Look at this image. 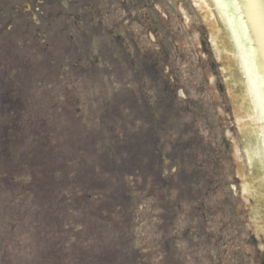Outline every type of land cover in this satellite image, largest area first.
I'll use <instances>...</instances> for the list:
<instances>
[{"label":"rangeland","instance_id":"obj_1","mask_svg":"<svg viewBox=\"0 0 264 264\" xmlns=\"http://www.w3.org/2000/svg\"><path fill=\"white\" fill-rule=\"evenodd\" d=\"M22 1L20 0V5ZM61 1L62 4H66V0ZM80 2L86 3L87 6L88 3L98 5L96 6L98 13L101 11L100 8L102 10L111 8L109 0H81ZM12 4H15V1ZM12 4L7 1L6 9L0 13V16L4 15L0 26L6 22L10 12L14 16V22L17 21L15 17L19 11L15 9L10 11ZM50 7L55 8L54 5H50ZM56 9H53V12H56ZM77 9L79 12L83 11L82 6H77ZM150 9L151 6L141 7V13L144 11L149 12ZM160 9V14L164 17V10ZM165 9L167 13L170 12L173 15H175L177 9L176 16H178L177 18L175 16L174 20L180 24L187 26L189 21L192 20L196 21L197 25L202 23L205 28L202 31L204 34L201 33V35L200 31L193 28L188 29L183 26L179 29L181 47L187 52L188 58H184L188 62H179L181 67L177 76L181 87L182 85L186 87L192 85L189 88L187 87L186 91L189 94L191 93V101L195 103H192L191 107L189 104L184 106L187 109L195 108L194 113L198 115L196 120L198 126L195 122H190L187 119L186 128L184 129L185 134L181 133L179 137L174 138L168 135V137L163 136L160 140L158 138L155 140V136H152L154 132H163L166 129L168 134L174 132L173 129H168L167 124L164 122L168 121L169 117L166 108H161L162 106L159 104L161 98H166L167 94L159 87L158 90L153 91L155 97L152 96L149 103L150 107H147L145 97L138 99L144 109L154 110L159 115L158 120H153L155 121L154 124L151 123L143 128L136 124V121L141 119L144 112L139 108H134L131 110V115L140 118L135 121L134 126L132 123L125 125L126 122L115 124L113 126L115 127V138L111 140L109 121L105 123L97 122L102 127L98 128L94 137L91 135L93 138L89 141L90 143H86V148H80L81 152L84 153L81 163L76 160V152L80 151H72V148H76L79 143L68 139L65 149L67 155L63 165L64 167H70V169L71 166L76 169L81 167V177L83 179L79 178L78 172L77 176H71V182L79 193L77 197L79 201L74 202L72 197L75 196L73 195H65L62 198L63 200H60L61 210L64 212V224L60 219L56 220L60 216L56 209L51 208L49 199H47V203L40 205L41 202H37L36 198L30 194L33 199L32 202L25 199L18 200L16 205L10 208L11 205L7 203L8 194L5 196L6 199H1L0 193V264H54L51 263L52 260H49L50 263H48L47 255L50 253L45 252L48 249L47 244L66 250L64 252L66 256L62 258V264H75L79 255L77 252H80V254L85 252L87 260L93 262V264H178L177 262H182V264H264L263 143L213 0H179L178 4H167ZM39 14H41V11L37 12V15ZM82 15L83 20L90 18L89 8ZM35 16L36 14L30 20L35 19ZM61 19L59 16L55 21H51V28L49 27V33L47 34L50 40L48 42L45 39L46 42L41 46L38 43L36 45L32 44L29 39L20 41L16 38V31H20V28H14L15 24L8 28L5 35L4 33L0 34V49H3V57L0 55V64L5 63L4 66L15 68L21 66L24 62L27 63L24 50L20 52L15 46V43L22 44L25 51L28 49L30 58L33 59H30V62L33 63L32 69L39 75L46 71L51 86L55 83V78L53 75L49 76V70L53 72L54 69H57L59 73L67 74L68 72L71 73L75 66L81 64L83 69L79 73L81 78L78 76L77 82L82 86L81 91L84 89L88 94L90 93L88 89L91 90V84L87 83L89 80L95 84L98 91L102 84L106 85L105 78L103 77L100 81H97L95 78H91L89 74L91 67L97 66L100 68L104 66V61L107 60L104 53L107 52L106 42L108 40L95 39L91 32H87V37L78 34L76 25L78 19L74 13L71 14L70 28L66 27V29L68 28L67 31L61 29L64 25ZM102 19H106V16H103ZM86 24L89 25L90 22ZM26 26L25 24L24 27ZM28 28L29 32H24L30 37V34L36 32L34 30L36 26L29 25ZM47 28L48 21L40 20L38 29L46 31ZM59 28L60 30H58ZM56 31L58 32L55 33ZM12 32L15 34L13 35ZM71 35H74L76 39ZM200 36L205 40L204 47L209 52L210 58L214 59L220 67V73L215 78L211 76L212 74H207L209 82L203 80L201 76L202 69H198L197 56L201 53V59L205 60V54L201 51L202 45L199 43ZM83 38L89 41L85 45L82 43ZM49 44H52L50 48L48 47ZM90 47L93 48L90 50ZM4 50H7V52L4 53ZM83 50L86 52L84 55ZM10 51H13V54L16 55L15 58L10 54ZM43 56L46 58L45 63H42ZM92 58L98 59V62L94 60L90 64ZM190 60L193 62L194 67L193 65L188 66ZM64 63L66 67L62 69ZM28 64L30 63L28 62ZM187 68L190 69L189 72ZM187 76L186 85L185 80L180 79H185ZM73 79H75L74 76H69L68 81L63 82L62 80V82L64 84L76 83V79L75 81ZM172 79L174 78L172 77ZM99 83L100 85L97 87ZM56 84L60 87V90H63V86L59 84V81H56ZM34 87L36 89L32 88L34 94L32 100L33 111L36 113L43 111L45 116L48 111L45 106L55 100L53 98L54 94L57 99V92L38 97L39 89L36 86ZM202 90L204 93H202ZM82 94H85V92ZM82 94H80L82 102L80 107L87 108L90 99ZM97 94L99 93L97 92ZM29 95H31V92H29ZM224 96L227 98V102L223 105L222 101L224 99L222 97ZM90 98L92 97L90 96ZM94 99L96 100L95 94ZM99 100L102 105L101 108H105V103L101 98ZM209 104L213 106L211 107ZM124 110V107H118L119 116L123 115ZM222 113L226 114L219 116L223 118V121H221L222 126H220L218 115ZM204 114L210 116L209 124L214 127L215 134L212 140H215L218 146H222V150L215 156H212L213 152L203 155L204 157L201 156V163L203 162L210 169H213L218 181L223 182L225 186L216 187L214 193L209 191L207 193V195L209 194L208 197H205L203 188L199 189V193V190H193L192 185L188 186L189 190L192 191L189 196L192 200L191 202L185 201L184 208L190 210L192 207H200L201 201L208 200L205 204L208 209L197 208L195 210L200 213L198 219L191 220L188 227L189 235L178 236L177 250L174 248V244L170 242L171 231L168 226L167 228L165 226V230L169 231L167 233L169 236H164V231L157 234L152 217H150L149 225L147 219L143 218L146 216V210H148L149 215L152 212H159L161 208L158 205L152 207L146 200L145 203L137 202L140 198L148 197L139 194V192H142L143 187L151 190H156L157 185L171 187L172 182L169 178H160L156 175L158 169L163 167L166 162H168V165L165 169L169 173L175 174L172 187L188 184L191 176L195 178V173H193L195 170L194 164L188 155L189 151H192V147L198 149L199 146L190 144L193 143L191 136L194 133V128L192 129L189 125L193 124V127L197 129V133H203ZM202 115L203 118L201 119ZM82 116L84 115L82 114ZM85 116L95 117L88 109L85 111ZM94 121L96 120L94 119ZM180 125L181 123L178 122V127ZM135 126L141 128L140 130L145 133L146 141L140 142L144 144V149L148 151V155L154 151L156 152L150 156L140 155L137 161H135L134 156L138 152L135 154L130 150L136 148V146H127L129 150L124 151H120L116 146L115 148L113 146L114 143L121 142L118 132L125 128L131 131L132 127ZM48 128L49 131H52L51 123ZM71 128L75 127L71 126ZM80 129L84 131L82 127ZM65 131L71 132L70 129ZM77 134L85 133L77 132ZM181 141L185 145L187 143L188 146L180 147ZM207 141H210V139ZM225 141L229 143L228 151L226 149L227 145L223 147ZM94 144L97 146V153L93 149ZM7 149L13 153L11 148L7 147ZM200 152L198 151L197 155ZM107 158L111 161L110 163L115 159L123 165L114 166L116 168L114 169L107 164ZM216 159L221 160L220 164H215ZM173 161L178 163V167L177 170L173 169L172 171ZM13 162L15 163V161ZM132 166L138 169V175L133 168H130ZM104 167L107 168L106 171H104ZM67 170L69 169L67 168ZM138 176L139 178L143 176L148 179L154 177L156 180L153 179L151 182L146 180L145 183L137 185L131 181V178H137ZM68 179L70 178L66 176V182ZM93 180L95 181L94 186L90 185ZM192 181L199 183L196 178ZM65 184L68 183L60 186L66 187ZM100 184H102V187H100ZM210 184L211 187H214L216 182ZM69 187L72 188L70 185ZM168 187H163L161 191L165 193ZM173 192L175 193L174 189ZM126 193L132 194L131 199L125 197ZM165 206L167 207V205ZM239 213L242 214L241 217L238 216ZM45 215L54 218L49 222V224L51 223L49 226L51 229L53 223V227L56 229L54 233L49 235L42 234L43 232L45 234L47 227L46 222L42 220ZM10 217L14 218V225H7L10 222ZM178 223L180 224V222ZM225 224L229 226H225ZM182 229L184 230V228ZM138 251H141L143 255L149 254V258L143 261L142 258L137 257ZM56 258V260H61L59 252L56 253Z\"/></svg>","mask_w":264,"mask_h":264},{"label":"flooded vegetation","instance_id":"obj_2","mask_svg":"<svg viewBox=\"0 0 264 264\" xmlns=\"http://www.w3.org/2000/svg\"><path fill=\"white\" fill-rule=\"evenodd\" d=\"M7 1L11 4L15 1V4H12L10 7V11L15 9L19 11V13L15 17L17 18V21L15 22L12 13H8V19L0 26V34L4 33L5 35L8 28L15 24L14 28H20V31H16V38L20 41L26 38L29 39V41L31 40L32 44L36 45L38 43L39 46H41V44L46 42L45 39L48 42L50 40L47 34L49 33L48 30L51 26V21H55L60 16L62 18L61 22L64 23L61 29H66V27L70 28V17L71 14L74 13L78 19L76 21L78 34L82 37H87V32H91L95 39L101 41L105 39L108 40L106 42L107 52L104 53L107 60L104 61V66H101L100 68L97 66L91 67L89 74L91 78H95L97 81H100V79L104 77L106 85L104 86V84H102L99 87V83L97 85V87H99L97 91L95 84L92 83L91 80L87 81V83L91 84V90L87 87L90 91L89 94L84 89L81 91L82 86L77 84L78 76L81 78V74L79 73L83 69L81 64L75 66L71 73L68 72L67 74H62L63 72L59 73L57 69H54L53 72L49 70V76L51 77L53 75L55 78V83L51 86L48 82L46 71L39 75L32 69L31 66L33 63L30 62V59H33L30 58L28 49L25 51L22 44L19 45L18 43H15L16 49L20 52H23L24 50L26 60L31 65L28 64V62H24L21 66L14 68L12 66H4L6 65L5 63L0 64L1 199H6L5 196L8 194L9 199L7 203L8 205H11L9 206L10 208H13L18 200L25 199L33 201L30 194L36 198L37 202H41L40 205L47 203L46 201L49 199L51 208L56 209L60 216L57 217L56 220L60 219L64 223V212L61 210L60 200H63L62 198H64L65 195H73L75 196L72 197L74 202H76V200L79 201V198H77L79 193L71 182V176H77L78 172L79 178L83 179V177H81V167L76 169L71 166L70 169V167H64L63 165V161L66 159L65 156L67 155L65 149L68 139L72 142L77 141L79 143L76 148H72V151H80L76 152V160L81 163L83 161L82 157L84 153L81 152L82 150L80 148H86V143H90L89 141L95 136L98 128L102 127L100 124L98 125L97 122L105 123L109 121L111 140L115 138V127H113L115 124L126 122L125 125L132 123L134 126L135 121L140 118H135L134 115H131V110L134 108H139L144 112V114L141 113V119L139 120L140 124L138 120L136 121V124L142 128L151 123L154 124L155 121L153 120H158L159 115L156 114L157 112L154 110L144 109L138 99L140 97H145L147 107H150L149 103L152 96H154L153 91L158 90L159 87L165 91V94H167L166 98H161V103L159 104L162 106L161 108H166L169 117L168 121L164 122L167 124V128L171 130L173 129L174 132L172 131L171 134H168L166 129L163 130V132H154V135L152 136H155V140L156 138L160 140L163 136L168 137V135H171L173 138L176 136L179 137L181 135L180 131H183L180 126H186L185 123L187 121H183L178 127V114L179 110L188 113L190 108H185L188 102H185L181 106L177 104V91L179 88L186 91L187 87L189 88L192 86L187 85L188 77H186L182 80H185L187 87L184 85L181 87L179 77L177 76V73L180 71L179 62H188V60H185L184 58H188L187 52L185 49L181 48V42L179 39V36L181 35L179 29L185 25L174 20L177 9L174 13L175 15L170 12L167 13L165 9L167 4H178L179 0H109L111 8L104 10L100 8V13H98V8L96 7L98 5L88 3L87 6L86 3L80 2L81 0H66V4H62L61 0H23L21 5L20 0H0V13L6 9ZM50 5H54L55 8H51ZM143 5L147 7L151 6L149 12L144 11L141 13V7H144ZM77 6H82L83 11L79 12ZM87 8H89L90 18L83 20L82 13L85 12ZM160 8L164 10V17L160 14ZM53 9H56V12H53ZM38 11H41V14L37 15ZM34 14H36L35 19L33 18V20H30ZM3 16L4 15L0 16V24L3 22ZM103 16H106V19L103 20ZM39 19L41 21L43 19L48 21V28L46 31L38 29V26H40ZM88 22H90L89 25L86 24ZM25 24L27 25L26 27H24ZM29 25L36 26L34 30L37 32L30 34V37L26 34V32H29ZM185 27L188 29H197L200 31L201 35L202 30L200 29L204 26L202 23L197 25L196 21L190 20L189 24ZM58 30H60V28ZM57 32L58 31L55 33ZM12 34L14 35L15 33L12 32ZM38 36H40V38H38ZM71 37L76 39L74 35H71ZM87 42L89 41L84 38L82 39L83 45L87 44ZM199 42L202 45L201 48L202 53L205 54V60L201 59V53L197 56V59L201 68L205 70L203 75L207 78V74L210 70L216 73V71L213 70L216 63L210 58L209 52L204 47L205 40L202 36H200ZM51 45L52 44H49L48 47L50 48ZM92 48L93 47H90L89 49L91 50ZM180 49H182L181 52ZM5 52H7V50H4V53ZM85 53L86 52L83 50V55ZM10 54H12L14 58L16 57V55L13 54V51H10ZM0 55H3L2 48L0 49ZM42 60V63L46 62L44 56ZM94 60L96 59H90L89 63L91 64ZM96 61L98 62V59ZM192 63L193 62L190 60V67L193 65ZM63 65L62 69L63 67H66L65 63ZM187 70L189 72L190 69L187 68ZM69 76H74L76 83L64 84L63 82L67 80ZM172 77L174 79H172ZM75 79L73 80L75 81ZM56 81H59V84L63 86V90L59 89L60 87L57 86ZM34 86L39 89L38 97L47 95L48 93L52 94L57 92V99L54 94L53 98L55 100L51 102L52 104L48 103L45 106V108L48 109L47 115L45 114V116L43 115V111L38 113L33 111L32 100L34 94L32 88L36 89ZM29 92H31V95H29ZM83 92H85V94H82ZM97 92L99 94H97ZM80 94L86 95V97L90 99L87 108L80 107V105L82 106ZM94 94L96 100L94 99ZM90 96L92 98H90ZM100 98L107 107L105 106V108H101L102 105L99 100ZM121 106L124 107L125 110L123 115L119 116L118 107ZM87 109L92 112L95 117L85 116V111ZM82 114L84 116H82ZM94 119L96 121H94ZM113 120L115 121L113 122ZM221 121H223L222 117H220V126H222ZM50 123L52 131H49L48 128ZM71 126L75 128H71ZM189 126L192 129L194 128V133L191 136L193 143L190 144L196 145L197 147L199 146L198 150L201 151L200 154L197 155V149L192 147V151H189L190 153L188 155L194 164L195 170L193 173H195L194 176L196 181H199V186L192 181L195 178H192L191 176L192 180L190 179L188 184L172 187L175 174L173 175L165 169L168 165V162H166L163 167L158 169L156 175L160 178H169L172 182L171 187L169 188L167 185H157L158 187L156 190L143 187L142 192H139V194L148 197L144 199L140 198L137 202L145 203L146 200L152 205V207L158 205L163 208L162 212H152L149 215L148 210H146V216L143 218L147 219L149 225L150 217H152V221H154L153 225L157 226L155 232L158 234V226L161 221H164L163 229L164 226H166V228L168 226V229L170 226V242L171 244L173 243L174 246H176L178 236L189 235L188 227L191 220L195 219L197 215L200 214L193 213V210L202 208V206L203 208H206L205 204L208 202V200L201 201L200 204L202 206L192 207L190 210L184 208L185 201L191 202L192 200V198H189L192 191L189 190L188 186L192 185L193 190H199L201 188H206V185L211 183L210 175L207 174L209 166L205 165L203 162L201 163V156H205L209 152H213L212 156H215L216 154L218 155L220 150H222L216 142H211L212 137L215 136V134H213V136L210 135L212 133L211 130L210 132L207 131L203 134H199L197 133L196 127H193L192 124ZM80 127H82L84 131H82ZM178 128H180V131ZM211 128H213V126L209 124L208 121H205L203 129L209 130ZM66 129H70L71 132H66ZM140 129L141 128H137L136 126L132 127L131 131L125 128L121 132H118V136L121 137V142L117 144L112 142L114 143V148L116 146L120 151L129 150L127 146H136V148L130 149L135 154L138 152L134 156L135 161H137L140 155H148V151H145L144 149V144L140 142L146 141L145 133ZM77 132L85 134H77ZM177 133L178 135H176ZM91 135H93V137H91ZM209 139L210 141H207ZM94 146L93 149H95L97 153L98 150L96 144H94ZM179 146L186 147L188 144L186 143L185 145L182 142ZM7 147L11 148L13 153H11ZM154 152H149L150 154L148 156L154 154ZM106 160L108 161L107 164L114 169H116L114 166L123 165V163L117 162L115 159L112 163H110L111 161H109V158ZM13 161H15V163ZM220 161H215V164H220ZM177 167L178 163L173 161L171 170H177ZM67 168L69 170H67ZM130 168H133L137 175L139 174L138 169L135 166ZM106 169L107 168L104 167V171H106ZM109 170L111 171V169ZM66 176L70 178L67 182L65 180ZM153 179L155 178L151 177L148 179L143 176L142 178H139L138 176L137 178L132 177L131 181L140 185L145 183L146 180L151 182ZM64 183H68L65 184L66 187L60 186ZM94 183L95 181L93 180L90 185H93ZM69 185L72 188H70ZM215 185V189L216 187H219L218 185ZM100 187H102V184H100ZM163 187H168L165 193L161 191ZM128 189H130V187H128ZM173 189L175 193L173 192ZM207 193L208 191L205 192V194ZM200 195L202 196V194ZM131 196L132 194L129 195L128 193L125 195V197L129 199H131ZM164 204L167 205V207ZM13 220L14 218L10 217V222L7 223V225H14L15 222H13ZM42 220L46 222L47 225L45 234L44 232L42 234L49 235L50 233H54L56 228L53 227V223L51 229L49 226L51 225L49 222L54 220V218H49L45 215L42 217ZM178 222H180V224ZM182 228H184V230ZM167 235L169 236L164 229V236ZM47 246L48 249L45 252L50 253L47 255L48 263H50L49 260H52L51 263L62 264V258L66 256L64 255L66 250L55 245L47 244L46 247ZM57 252L60 253L61 260H56ZM77 253L79 255L75 264H93V262L87 260L85 254H80V252Z\"/></svg>","mask_w":264,"mask_h":264},{"label":"water","instance_id":"obj_3","mask_svg":"<svg viewBox=\"0 0 264 264\" xmlns=\"http://www.w3.org/2000/svg\"><path fill=\"white\" fill-rule=\"evenodd\" d=\"M213 3L247 97L252 98L253 94L252 104L250 97L249 103L264 151V0H213ZM239 58L248 84L241 74Z\"/></svg>","mask_w":264,"mask_h":264},{"label":"trees","instance_id":"obj_4","mask_svg":"<svg viewBox=\"0 0 264 264\" xmlns=\"http://www.w3.org/2000/svg\"><path fill=\"white\" fill-rule=\"evenodd\" d=\"M211 188V184H207L206 185V188H204L203 190H204V192H206V191H208L209 192V189ZM212 193V192H211ZM209 196V194L207 195V194H205V197H208ZM202 206V205H201ZM203 207V206H202ZM198 212V211H197ZM238 216H240V215H238ZM137 257H140V258H142L143 259V261H145V260H147L148 258H149V254H145V255H143L142 253H141V251H139L138 252V255H137ZM139 258V259H140Z\"/></svg>","mask_w":264,"mask_h":264}]
</instances>
